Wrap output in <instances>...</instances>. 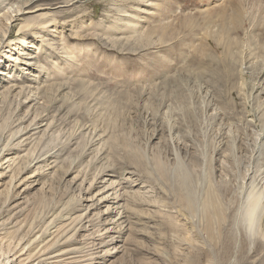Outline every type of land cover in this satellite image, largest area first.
I'll list each match as a JSON object with an SVG mask.
<instances>
[{"label":"rangeland","instance_id":"rangeland-1","mask_svg":"<svg viewBox=\"0 0 264 264\" xmlns=\"http://www.w3.org/2000/svg\"><path fill=\"white\" fill-rule=\"evenodd\" d=\"M21 2L46 24L36 38L11 29L32 66L0 53V174L19 156L0 189V264L26 259L44 222L56 245L65 222L86 226L60 264H264V237L241 217L245 188L264 191V0H0V39ZM32 174L10 229V177ZM99 193L111 201L88 211ZM211 195L223 219L210 232Z\"/></svg>","mask_w":264,"mask_h":264},{"label":"bare ground","instance_id":"bare-ground-1","mask_svg":"<svg viewBox=\"0 0 264 264\" xmlns=\"http://www.w3.org/2000/svg\"><path fill=\"white\" fill-rule=\"evenodd\" d=\"M21 3H23V2H21ZM22 6H23V8L20 7L18 10L15 11L16 14L13 15V17L10 19V23L8 25L9 28H8L7 33L5 35L3 34V36L0 39V53H1L2 57L4 56L5 59H8L7 60L8 63L11 64L9 66L17 67L18 69H20L21 66H28V67L32 66L33 65L32 61L35 59V57L30 56L28 58H25L26 55L29 56L30 54L20 53L19 47L21 45L26 44V42L23 38H17V39L12 40L10 38L11 29H13L15 27H19V30H21V31L26 30L27 34L29 36L31 35V36H34L36 38L38 36H35V35H38V32L42 29V28L39 29V27L42 24L43 25L46 24V22H43V23H40L39 26H36V25H32L31 23H28L30 20L24 19L23 16H25L27 14H35V13L39 12L41 9H36L33 11H31V10L26 11L25 8H28V6H30V2H24ZM42 16L43 15H35V16L31 17V20L36 19V18H40ZM45 31H47V30H45ZM19 36H20V34H19ZM30 60H31V63H29ZM15 87L16 86L14 85L13 86L14 90H15ZM36 129H39V127H37ZM20 144L24 145L25 139H22L20 141ZM18 157L19 156L11 157V158L6 159V161L8 160L9 163L13 161L12 163H14L17 160L16 158H18ZM40 158H42V156H40ZM4 159H5V156L1 155L0 156V170L3 169V164L1 162ZM44 159L45 158L37 159L35 164L31 165V167L35 168L36 165H38V162H43V161H45ZM11 164L8 165L7 172L11 171ZM7 172L0 174V189L2 187H4L5 184L7 183V182H5V180H3L4 178H7V175H6ZM39 174H41V173H39ZM178 175L181 177V182H180L181 183V189L184 190L183 194H182V200L185 202V204L190 209H195L198 206V198H197L195 187L193 185V181L191 180V177L188 174V172H186L183 169L180 170ZM37 176H38L37 174H34V175L32 174L31 177H26L24 179L23 178H19V179L16 178L15 179L13 177V175L10 177L11 184L8 188L10 195L7 199L6 204L7 205L11 204V206L14 205L13 207H11V209L14 208L15 212L8 219L10 221H8V223H4V224L11 226L10 229L14 228L15 224H16L13 221H11V219L13 217L20 218L21 214L23 213V208H21V209L19 208V205H22V203H20V201L22 200V193H27L29 190H33L32 188L34 187V185L38 183V181L34 180V178H36ZM106 188H109V187L107 186ZM245 189H247V190L243 191V194H242L243 195V202H242L243 208H242L241 217H242L243 225H244L245 229L251 234L252 237H254L257 233L261 234L264 237V230H258L260 220L262 218H264V191L260 192V193H255V192H253V190L251 188H245ZM105 194L106 193H99L98 196H104L101 199H97V196L91 197L92 199H86L85 202L92 203L90 206H88V211L94 210V209L101 210L102 205L109 204L111 199H110L109 195L105 196ZM2 195H3V193L0 195V197H2ZM11 196L13 197L12 199L10 198ZM206 204L208 206V210H207V216H208V220H209V226L208 227H209V231L211 232L210 222L212 221V219H216V218L223 219V209L221 208L216 195H211L209 197V199L206 201L205 206H206ZM113 208L114 207L110 206L109 208H107L106 212L104 213V215L108 216L105 219L106 223L104 222L105 224H107L106 226L111 225L110 222H112V221L110 220L107 222V220H109L110 215L113 213V211H114ZM18 218H17V220H18ZM64 220L68 221L69 219L66 218ZM113 223H114V221L112 222V224ZM49 224L46 225V222H44V224H43L44 228H41L39 230H35V228L32 227L33 224H31V236H30L31 240L20 251V256L22 255L21 258H23L25 256L23 254H25L28 251V249L31 247V252H29L26 259L18 261V257H10V258H6L5 260H1V263L2 264H21V263L25 262L24 264H60V263H67L69 260H72V259H77L76 254L78 253V251L76 249H72V248L67 249L68 246L66 243H68L70 240H73L74 234H76L80 230L82 231L84 228H86V226H83V224H81L79 229H77L73 235H70V229H72V227H70V224L68 222H65V224L61 226V230H60V232H63V234L61 235V237L59 236L60 237L59 244L56 245L57 242L54 243L55 237H53V234H52L54 232H51V229L49 228ZM115 228H113V227L108 228L105 233L107 235L110 233H115V232H116V234H118V232L115 230ZM117 230H118V228H117ZM119 234H120V232H119ZM113 236L114 235L106 236V240H104L103 242L100 243L101 248L110 246L113 243L117 242V239Z\"/></svg>","mask_w":264,"mask_h":264}]
</instances>
